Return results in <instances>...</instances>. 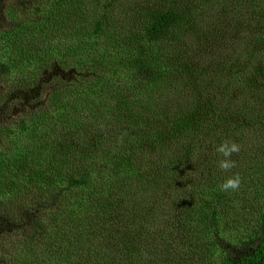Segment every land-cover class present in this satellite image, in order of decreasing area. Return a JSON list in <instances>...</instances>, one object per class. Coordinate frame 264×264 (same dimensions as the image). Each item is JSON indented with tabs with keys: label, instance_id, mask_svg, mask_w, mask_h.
I'll return each instance as SVG.
<instances>
[{
	"label": "trees",
	"instance_id": "trees-1",
	"mask_svg": "<svg viewBox=\"0 0 264 264\" xmlns=\"http://www.w3.org/2000/svg\"><path fill=\"white\" fill-rule=\"evenodd\" d=\"M0 264H264V0H0Z\"/></svg>",
	"mask_w": 264,
	"mask_h": 264
},
{
	"label": "clouds",
	"instance_id": "clouds-1",
	"mask_svg": "<svg viewBox=\"0 0 264 264\" xmlns=\"http://www.w3.org/2000/svg\"><path fill=\"white\" fill-rule=\"evenodd\" d=\"M219 153L223 154L224 159L220 161L219 167L223 170H229L234 167V161L230 159L233 153L240 151V146L231 141H225L217 148ZM241 185V178L239 175H233L228 177L221 185V189L224 191L237 190Z\"/></svg>",
	"mask_w": 264,
	"mask_h": 264
},
{
	"label": "rangeland",
	"instance_id": "rangeland-1",
	"mask_svg": "<svg viewBox=\"0 0 264 264\" xmlns=\"http://www.w3.org/2000/svg\"><path fill=\"white\" fill-rule=\"evenodd\" d=\"M126 1L129 2L131 0H126ZM143 1H147V0H138V3H142ZM131 4H133V2H131L130 5ZM231 30H232V27H231V29L230 28H226L225 29L226 33H230V36L232 35L231 34ZM213 51H214V49H213ZM219 53H220V55H223V53H222L221 50L219 51ZM70 73H72V75H70ZM76 75H78V74H76L75 72H73L71 68L67 69L64 72H60V77H59V79L56 80V83H55L56 88H60V87H62L66 83V82H62V80L64 79L65 76L67 77V79L73 80V81H76L77 82L78 77L77 78H74V76H76ZM113 215H114V218L113 219L115 220V225L118 226V221L115 219V216H117V213L116 212H113ZM159 227H160V225H159ZM8 259H11V258H8ZM14 259H16V257H14Z\"/></svg>",
	"mask_w": 264,
	"mask_h": 264
}]
</instances>
